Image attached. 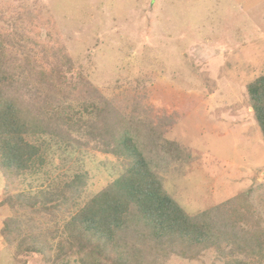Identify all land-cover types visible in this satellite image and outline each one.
<instances>
[{
	"label": "rangeland",
	"instance_id": "rangeland-1",
	"mask_svg": "<svg viewBox=\"0 0 264 264\" xmlns=\"http://www.w3.org/2000/svg\"><path fill=\"white\" fill-rule=\"evenodd\" d=\"M22 9L52 19V39L65 45L77 73L96 89L97 106L127 92L123 97L158 128L159 143L174 142L178 157L157 152L152 164L187 214L216 206L231 212L248 196L264 219V141L245 92L264 74V0H0V26L14 23ZM39 39L51 41L45 28ZM18 59L21 54L16 65ZM65 101L77 108L72 98ZM87 114L84 120L98 124L95 113ZM88 128L71 130L70 137L100 147ZM50 137L42 136L48 147L41 148V170L17 183L0 174V229L7 218L26 214L18 201L12 204L21 193L53 189L79 172L82 206L123 171L125 164L111 155ZM10 247L0 238V264L24 258L43 264L38 256L14 258ZM215 257L205 252L196 261L171 257L163 264H225Z\"/></svg>",
	"mask_w": 264,
	"mask_h": 264
},
{
	"label": "trees",
	"instance_id": "trees-1",
	"mask_svg": "<svg viewBox=\"0 0 264 264\" xmlns=\"http://www.w3.org/2000/svg\"><path fill=\"white\" fill-rule=\"evenodd\" d=\"M53 23L22 9L14 23L0 26L4 182L17 183L20 177L23 182L25 175L43 168L41 148L48 143L42 144V136L47 135L54 142H76L111 155L125 165L118 177L82 206L78 201L85 190V175L79 172L53 189L12 198V204L18 201L26 212L7 218L0 229V238L13 248L14 258L38 256L43 264H163L171 257L196 261L212 252L225 264H264V219L250 197L244 196L231 212L216 206L187 214L164 190L152 164L161 151L176 159L174 142L159 143L158 128L138 103L123 97L127 92L97 106L91 100L98 96L96 89L77 73L65 45L52 39L49 26ZM42 28L51 41L39 39ZM20 54L16 65L14 57ZM135 82L137 87L139 81ZM245 92L264 141V74L247 83ZM69 98L77 108L66 101L63 106ZM82 112L95 113L98 124L84 120ZM84 126L89 127V136L100 137V147L70 137L71 130ZM27 262L24 258L23 264Z\"/></svg>",
	"mask_w": 264,
	"mask_h": 264
}]
</instances>
